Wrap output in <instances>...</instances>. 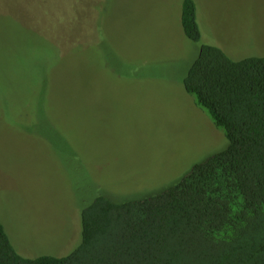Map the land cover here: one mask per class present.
<instances>
[{"label": "rangeland", "instance_id": "rangeland-1", "mask_svg": "<svg viewBox=\"0 0 264 264\" xmlns=\"http://www.w3.org/2000/svg\"><path fill=\"white\" fill-rule=\"evenodd\" d=\"M195 2L198 42L183 0H0V220L21 254L80 244L90 184L156 194L228 145L184 79L203 43L264 56V0Z\"/></svg>", "mask_w": 264, "mask_h": 264}, {"label": "trees", "instance_id": "trees-1", "mask_svg": "<svg viewBox=\"0 0 264 264\" xmlns=\"http://www.w3.org/2000/svg\"><path fill=\"white\" fill-rule=\"evenodd\" d=\"M181 23L200 41L195 0H183ZM184 87L225 132L223 150L156 194L122 198L90 184L80 244L65 256L21 254L0 220V264H264V56L234 59L203 43ZM42 135L72 152L56 126Z\"/></svg>", "mask_w": 264, "mask_h": 264}]
</instances>
